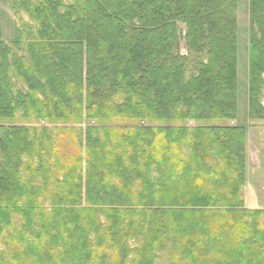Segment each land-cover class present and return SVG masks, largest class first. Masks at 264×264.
Instances as JSON below:
<instances>
[{
	"label": "trees",
	"instance_id": "obj_1",
	"mask_svg": "<svg viewBox=\"0 0 264 264\" xmlns=\"http://www.w3.org/2000/svg\"><path fill=\"white\" fill-rule=\"evenodd\" d=\"M12 8L31 24L15 27L11 46L0 33V242L10 232L18 246L6 259L0 252V264H102L91 257L105 243L113 264H152L169 246L173 264L181 251L187 264L199 255L264 264V212L242 198L245 130L207 126L236 119V0H12ZM248 9L254 122L264 120V0ZM131 240L139 245L127 259Z\"/></svg>",
	"mask_w": 264,
	"mask_h": 264
},
{
	"label": "rangeland",
	"instance_id": "obj_2",
	"mask_svg": "<svg viewBox=\"0 0 264 264\" xmlns=\"http://www.w3.org/2000/svg\"><path fill=\"white\" fill-rule=\"evenodd\" d=\"M65 3H68V0H63ZM249 0H236V119L234 121H221L214 124H209L207 126H238L243 127L245 130V171H244V186L242 188V198L244 208L247 210H259L264 212V120L258 121H249L247 119V105H248V41H249V9H248ZM20 22L30 23L29 18L20 13L18 17H15L14 11L12 8V0H0V33L1 40L11 46V41L14 37V29L16 26L20 25ZM179 33L181 37L185 35V26L179 24ZM180 51L183 55L186 54V49L183 43L180 44ZM22 55V54H20ZM192 62H204L206 63L205 57L203 58L200 55H192L189 58ZM189 76V73H186V77ZM263 98L261 99V104L263 105L264 101V92L262 94ZM16 121H19L17 115ZM27 127H36L40 128L46 126L52 128V125H48L42 122H35L34 120H29L27 123H24ZM90 125H95L94 122H91ZM178 125V124H177ZM82 129H85L86 124L83 123L80 125ZM153 126V125H151ZM180 126V125H178ZM188 129H194L198 127L195 122L189 121L185 124ZM184 160H187L189 153L186 150H183ZM85 168V166H84ZM152 176L155 178L157 174L155 171H152ZM25 178H32L34 183L40 185V181L36 177H32L30 174L23 175ZM35 178V179H34ZM157 178V177H156ZM155 178V179H156ZM52 183V182H51ZM35 201L36 211L40 212L41 210L48 208L47 204L41 199L39 202ZM43 208V209H42ZM252 218L255 217L252 215ZM251 220V218H249ZM224 220H227L224 216ZM252 221V220H251ZM259 221L264 226V215L259 217ZM13 229H19L23 224L22 220L18 217L12 218ZM219 222V221H217ZM100 224H104L103 219H100ZM91 226L94 229V225L87 224L86 226ZM225 224H219L217 233H222L225 228ZM103 228V227H102ZM104 231V230H103ZM103 231H100V235H104ZM107 232V230H106ZM9 233V234H8ZM12 235L10 232H4L1 236L0 242V252L2 256L6 259L12 249H17L18 246L13 245L11 239L9 238ZM243 243L245 239H240ZM90 242L92 243L91 239ZM81 245L85 246L84 243ZM139 245L138 240L129 241L126 246L128 247L127 259L134 258V250ZM257 247L259 246L256 243ZM75 246L71 245L68 255L73 254V249ZM261 247V246H260ZM19 251V250H18ZM134 251V252H133ZM261 252L263 250H260ZM182 252V251H181ZM174 252L172 254L175 258L176 264H187L184 260V252ZM44 255V251L42 252ZM171 246L163 252H158L155 254V260L152 264H173V261L170 257ZM114 256V251L112 247L105 243L102 246V253L93 255L91 257L92 262L95 263L100 260L102 264H113L112 257ZM68 259L70 257H67ZM21 259V258H20ZM94 259V260H93ZM225 258L217 259L216 262H222ZM128 261V260H127ZM196 264H206L208 263L207 259L203 255H199L198 261L195 260ZM20 264H22L20 262ZM124 264V263H123Z\"/></svg>",
	"mask_w": 264,
	"mask_h": 264
}]
</instances>
